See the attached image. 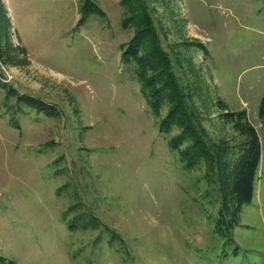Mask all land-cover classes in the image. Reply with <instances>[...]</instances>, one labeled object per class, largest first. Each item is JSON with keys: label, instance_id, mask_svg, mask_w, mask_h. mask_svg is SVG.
I'll return each mask as SVG.
<instances>
[{"label": "rangeland", "instance_id": "obj_1", "mask_svg": "<svg viewBox=\"0 0 264 264\" xmlns=\"http://www.w3.org/2000/svg\"><path fill=\"white\" fill-rule=\"evenodd\" d=\"M3 1L26 57L0 66L2 264H264V0H143L192 122L231 138L244 108L259 136L254 195L227 241L218 184L170 146V103L156 114L122 60V0H93L103 14L81 25L78 0ZM81 211L94 226H69Z\"/></svg>", "mask_w": 264, "mask_h": 264}, {"label": "trees", "instance_id": "obj_2", "mask_svg": "<svg viewBox=\"0 0 264 264\" xmlns=\"http://www.w3.org/2000/svg\"><path fill=\"white\" fill-rule=\"evenodd\" d=\"M78 1L80 15L77 25H81L93 12L103 14L95 1ZM122 2L125 11H128L124 25L133 28L130 39L121 43L122 60L136 63V74L141 89L156 114H159L164 103H170L159 125L161 131L166 133H170L172 126L179 129L170 136V146L177 150L186 166L194 167L201 164L204 168V176L218 184L220 203L215 229L221 235H225L227 241L231 239L230 232L240 217L242 205L249 202L254 195V178L261 155L260 140L255 126L249 121L245 109L242 108L230 114L236 130L234 137H220L215 140L206 137L202 129L192 122L189 112L182 104L184 98L172 73L167 71L168 56L159 45L144 1L122 0ZM11 26L12 21L7 6L3 0H0V66L24 64L25 61L24 48L12 42ZM9 91L16 95L19 102L29 107L36 105L41 108L42 102L39 99L20 94L15 89ZM258 117L264 126V92L259 100ZM65 215L66 212L63 213V217ZM84 217V211L74 215L69 226H94L93 221L87 222ZM106 231L112 232L110 229ZM114 236L115 234L111 233L110 238ZM5 261L6 258L0 255V264Z\"/></svg>", "mask_w": 264, "mask_h": 264}]
</instances>
